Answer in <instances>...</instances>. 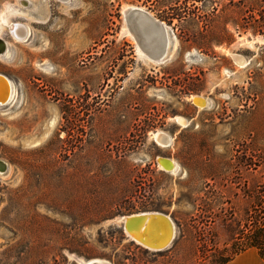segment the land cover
<instances>
[{
    "label": "rangeland",
    "instance_id": "rangeland-1",
    "mask_svg": "<svg viewBox=\"0 0 264 264\" xmlns=\"http://www.w3.org/2000/svg\"><path fill=\"white\" fill-rule=\"evenodd\" d=\"M128 6L173 29L167 59L139 54ZM2 16L17 93L0 106V264H220L241 248L264 264L249 246L264 240V0H0ZM140 211L173 219L168 248L127 234Z\"/></svg>",
    "mask_w": 264,
    "mask_h": 264
},
{
    "label": "bare ground",
    "instance_id": "bare-ground-1",
    "mask_svg": "<svg viewBox=\"0 0 264 264\" xmlns=\"http://www.w3.org/2000/svg\"><path fill=\"white\" fill-rule=\"evenodd\" d=\"M20 1L22 4L25 5L27 4V0H20ZM63 1L69 3L71 0H63ZM127 8H129V6ZM4 19L5 18H3V16L0 17V23ZM141 24H143V21H141ZM11 26H12L11 32L13 33L15 39L19 41H26L29 39L30 30L26 24L16 23L13 25L11 24ZM165 26L169 36V44H168L169 47L172 38L174 39L175 42L176 35L174 32L173 35H171L170 26H168L167 24H165ZM143 31H144L143 33H145V36L149 38L152 37V31L150 27H145ZM129 33L132 35L131 31H129ZM172 48H168L167 58ZM137 50L139 54H141L142 56H145L154 62H161L153 59L152 57H149L139 47V45L137 47ZM10 54H11V49L9 42L5 38L0 36V57H8L10 56ZM231 55L233 56V59L237 64L239 65L245 64V59L242 57V55L238 53H231ZM16 93H17V88L15 81L5 73L0 72V106L9 105L15 99ZM191 98L193 99L194 103L201 108L207 106L209 103L208 99L201 95H192ZM175 119L182 125H187L189 123V121L183 116H176ZM154 139L159 145L163 147L170 146L173 143V137L164 131H158L154 133ZM158 162L165 171L170 173H177L180 169L179 163L174 158L171 157L159 156ZM6 168H7V163L0 160V170H4ZM121 220L124 230L127 232V234L133 240H135L139 244H142L146 248L152 250H161L165 247L168 248L175 239V235H176L175 223L173 219L166 213L160 211H140V212L131 213L129 215H125L121 217ZM97 261L102 262V264H109L107 261H103V260H97Z\"/></svg>",
    "mask_w": 264,
    "mask_h": 264
},
{
    "label": "water",
    "instance_id": "water-1",
    "mask_svg": "<svg viewBox=\"0 0 264 264\" xmlns=\"http://www.w3.org/2000/svg\"><path fill=\"white\" fill-rule=\"evenodd\" d=\"M124 14L127 27L134 34L140 48L153 59L164 61L167 58L168 48H172L173 46L174 39H171L170 46L168 47L169 36L163 21L140 7H129L125 10ZM141 21H143V24H141ZM145 27H150L152 31L151 38L145 36V33H143ZM170 30L171 35H173V29L170 28ZM93 264H102V262L95 260Z\"/></svg>",
    "mask_w": 264,
    "mask_h": 264
},
{
    "label": "crops",
    "instance_id": "crops-1",
    "mask_svg": "<svg viewBox=\"0 0 264 264\" xmlns=\"http://www.w3.org/2000/svg\"><path fill=\"white\" fill-rule=\"evenodd\" d=\"M258 258L254 250L242 252L236 258L232 259L226 264H257Z\"/></svg>",
    "mask_w": 264,
    "mask_h": 264
},
{
    "label": "trees",
    "instance_id": "trees-1",
    "mask_svg": "<svg viewBox=\"0 0 264 264\" xmlns=\"http://www.w3.org/2000/svg\"><path fill=\"white\" fill-rule=\"evenodd\" d=\"M249 246H256L259 249V251H260V256L264 259V240L263 241H261V240H253L252 242L249 243ZM244 250H246V248H241L240 250L234 251V253L232 255L228 256L226 259H223L220 264L228 263L229 261L234 259L236 255H239Z\"/></svg>",
    "mask_w": 264,
    "mask_h": 264
}]
</instances>
